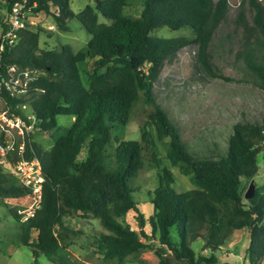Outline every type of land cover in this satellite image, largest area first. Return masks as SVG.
Instances as JSON below:
<instances>
[{"label": "trees", "instance_id": "16d2710c", "mask_svg": "<svg viewBox=\"0 0 264 264\" xmlns=\"http://www.w3.org/2000/svg\"><path fill=\"white\" fill-rule=\"evenodd\" d=\"M94 1L78 13L71 0H5L3 5L8 13L16 3L24 4L25 20L35 24L43 15L64 31L77 19L92 35L78 51L70 44L42 48L41 34L46 29L41 23L29 24L20 29L17 43L7 45L2 54L0 72L5 75L12 65L41 73L29 81L25 94L12 97L5 89L6 105L22 114L19 105L27 104L37 124L54 132L50 149L31 139L26 142L23 157L41 162L44 182L40 205L32 216L23 220L17 209H10L19 224L21 243L31 247L36 258L43 253L65 264V251L83 232L73 229L69 220L93 217L104 231L91 246L105 262L126 264L129 256L150 248L159 264H172L168 253L177 264H218L215 252L235 231L249 229L248 264H259L264 259V184L245 202L242 181H252L259 172L264 115L260 122L236 123L225 154L197 157L154 95L165 61L187 46L197 48L198 69L217 74L210 46L227 17L228 0H144L136 17L126 14L134 0ZM250 4L254 25L246 30L256 31L257 37L248 40L240 54L255 83L264 89V2L250 0ZM1 26L7 28L0 17ZM162 27H189L191 35H157L155 31ZM139 111L146 116L140 140L120 139L116 132H123ZM63 115L74 119L69 127H60L58 117ZM112 141L117 142L114 167L107 154ZM158 142L166 145L171 166L195 187L176 191L172 170L161 168L158 186L147 193L153 211L146 217L137 199L143 192L137 183L141 171L158 166ZM9 158L16 162L19 157ZM4 169L0 164L1 198L32 196L30 187L14 181L15 175ZM131 211L137 214L139 231L126 222ZM199 238L204 241L202 251L209 250L210 256L192 248Z\"/></svg>", "mask_w": 264, "mask_h": 264}, {"label": "rangeland", "instance_id": "374dc122", "mask_svg": "<svg viewBox=\"0 0 264 264\" xmlns=\"http://www.w3.org/2000/svg\"><path fill=\"white\" fill-rule=\"evenodd\" d=\"M264 2V0H259ZM94 0H71V7L78 13L87 5H94ZM144 0H134L126 9V14L138 16L143 8ZM229 11L226 19L220 24L213 37L210 51L215 75L198 69L196 62V46L190 45L181 49L173 58L165 61L161 73L154 84V95L159 104L167 111L173 123L180 131L183 141L189 150L197 157L216 158L227 152L228 140L233 133V127L238 122H260L264 115V89L257 85L245 66V61L240 52L244 44L253 41L256 31L251 34L246 30L252 27L254 12L250 0H228ZM5 0L0 1V17L7 18L6 9L3 8ZM101 21L105 20L100 16ZM37 23L46 29L41 34L40 45L42 48L60 49L64 44H70L75 51L84 47L92 35L77 19L69 22V31L59 30L52 22L41 15ZM244 22L246 26L242 25ZM32 27V26H31ZM255 30V29H254ZM157 35L165 37H179L191 35V29L184 27L172 30L168 27L158 28ZM249 36V37H248ZM88 68H92V62ZM25 109L29 111V107ZM6 103L0 98V111L5 110ZM123 132H116L120 139L140 140V125L146 118L141 112L135 114ZM73 118L59 116L60 127H69ZM53 131L43 130L37 122L30 131V139L39 143L43 148L50 149L54 144ZM117 145L112 141L108 147V156L112 158L111 166L114 167V150ZM158 166L139 174L138 183L141 184L142 193L137 199L141 202V211L149 217L153 207L148 202L149 191H153L159 183L161 168H170L174 174L173 187L178 192H183L195 187L190 178L182 174L177 167H172L166 156V145L158 142ZM85 154L80 157L83 158ZM109 163V159H107ZM260 165L258 174L252 179L255 190L264 184V155H258ZM2 165V164H1ZM4 166V165H3ZM4 171L18 176L13 169L5 167ZM244 194L251 180L243 179ZM137 195V193H136ZM245 202L247 201L246 198ZM34 199L26 196L22 199H3L0 197V264H58L53 262L43 253L38 258L33 255L32 249L25 246L20 240V229L16 219L11 215L10 209H17L25 220L32 210ZM36 205L33 207L35 208ZM136 213L129 212L126 222L139 231ZM70 225L75 230L83 231L76 235L71 245L65 251V264H116L105 262L92 245L94 237L104 231L100 221L96 218H72ZM264 224V220L262 222ZM150 233V225H146ZM36 237V232L33 233ZM203 239L199 238L191 246L196 253L210 256L209 250L202 251ZM250 244L249 229L235 231L230 240L215 254L219 258L218 264H248L247 249ZM62 251V250H61ZM227 254V255H226ZM167 258L172 264H177L170 253ZM37 259V260H36ZM126 264H159V258L150 248L128 257ZM264 264V259L259 263Z\"/></svg>", "mask_w": 264, "mask_h": 264}, {"label": "built area", "instance_id": "2783aa9c", "mask_svg": "<svg viewBox=\"0 0 264 264\" xmlns=\"http://www.w3.org/2000/svg\"><path fill=\"white\" fill-rule=\"evenodd\" d=\"M23 8H25L24 4L16 3L7 13L5 20L7 28L0 27V64L5 47L14 46L17 43L20 29L34 24V21L24 19ZM6 72V75L0 72V98L2 99V92L5 89L12 97L25 94L29 81L41 74L34 70L20 71L16 65L10 66ZM19 106L22 114L11 110L8 105L5 110L0 111V164L13 169L19 180L32 189L34 205L25 218L27 219L40 205L44 177L39 160L23 157L26 142L30 139V131L37 120L30 107L28 112L25 110L28 108L27 104ZM14 155L19 157L16 162H12L9 158ZM35 205L36 207L33 208Z\"/></svg>", "mask_w": 264, "mask_h": 264}, {"label": "water", "instance_id": "95a60500", "mask_svg": "<svg viewBox=\"0 0 264 264\" xmlns=\"http://www.w3.org/2000/svg\"><path fill=\"white\" fill-rule=\"evenodd\" d=\"M255 186H256L255 183L251 181L246 193L244 194V197L246 199H250L255 195ZM226 264H232V263H226Z\"/></svg>", "mask_w": 264, "mask_h": 264}]
</instances>
